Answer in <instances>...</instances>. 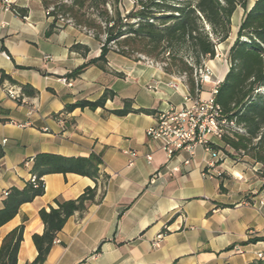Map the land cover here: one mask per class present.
<instances>
[{"label": "crops", "instance_id": "crops-1", "mask_svg": "<svg viewBox=\"0 0 264 264\" xmlns=\"http://www.w3.org/2000/svg\"><path fill=\"white\" fill-rule=\"evenodd\" d=\"M8 3L0 0V76L17 84L8 79L0 83V208L4 193L22 188L30 178L37 153H100V173L108 176L103 187L98 181L96 199L101 191L102 198L66 220L42 264H249L264 253V240L248 241L264 237L260 165L222 157L214 168L220 176L206 178L202 170L211 156L201 146L191 156L182 150L168 159L146 136L158 111L182 104L186 88L169 85L176 76L149 60L110 51L103 69L90 64L68 78L67 73L98 57L100 44L71 23L58 22L46 35L52 18L40 0ZM75 44L81 47L71 49ZM18 84L38 94L24 96ZM7 87L17 99L6 93ZM107 88L115 96L104 108L64 111L76 101L96 100ZM212 88L202 84L198 96L207 98ZM123 99L153 113L117 116L106 111L121 108ZM213 143L221 146L219 140ZM126 152L135 154L131 166ZM42 180L44 193L23 203L0 226V243L10 230L24 226L17 264L31 262L37 254L31 236L43 232L38 210L95 186L75 173H51Z\"/></svg>", "mask_w": 264, "mask_h": 264}, {"label": "trees", "instance_id": "trees-1", "mask_svg": "<svg viewBox=\"0 0 264 264\" xmlns=\"http://www.w3.org/2000/svg\"><path fill=\"white\" fill-rule=\"evenodd\" d=\"M40 1L46 16L52 18L46 35L56 29L58 22L71 23L90 33L100 44L98 57L75 68L66 77L76 78L90 64L103 69L106 56L112 51L134 61L142 58L149 60L167 74L183 76L192 97H197L202 88L199 71H205V61L213 60L217 45L229 37L231 17L236 8L241 7L243 17L226 56L228 69L213 97L228 123L221 142L226 148L259 164L257 174L264 178V0H254L251 5L249 0H133L127 12L121 10L122 0ZM13 10L21 15L18 9ZM80 47L75 44L71 49ZM4 79L17 84L1 74L0 83ZM18 85L24 96L34 97L38 94L29 85ZM114 96L115 93L107 88L96 100L76 101L66 105L64 111L104 108L106 101ZM106 111L117 116L153 113L149 109L134 108L130 99H123L121 108ZM230 122L234 127L230 126ZM212 148L225 150L222 146L212 145ZM225 152L230 156L228 150ZM3 154L0 146V158ZM101 164V154L95 152L87 157L37 153L31 159L30 166V173L35 179L29 178L22 188L11 187L4 193L0 226L12 219L23 203L31 202L44 193V175L75 173L95 182L93 188L86 187L75 199H55V206L38 210L43 232L32 234L37 254L25 264H42L66 220L75 212L82 214L87 204L102 198L103 191L96 199L98 181L103 187L108 176L100 173ZM23 230L21 224L2 238L0 264H17ZM257 240H264V237L248 241ZM249 264H264V257H258Z\"/></svg>", "mask_w": 264, "mask_h": 264}, {"label": "built area", "instance_id": "built-area-1", "mask_svg": "<svg viewBox=\"0 0 264 264\" xmlns=\"http://www.w3.org/2000/svg\"><path fill=\"white\" fill-rule=\"evenodd\" d=\"M1 1L6 6L9 5L8 0ZM204 72L199 71L200 82L208 83V76ZM218 84L219 82L213 85L207 98L192 97L184 84V77L176 76L169 85L174 90L186 88L183 93L182 104L177 107L169 105L166 109L158 111L154 124L146 130L147 138L157 143L168 159L182 150L187 151L191 156L194 153V149L197 146H201L211 156L210 161L207 162L202 170V176L206 178L218 177L221 174L219 171H215L214 168L223 155L221 150H214L212 145H214L213 139L220 140L224 132L223 128L228 126V123L221 115L220 107L215 103L213 97ZM6 93L12 98H18V94L11 87L6 88ZM229 124L233 126L232 122ZM236 129L240 131L239 128ZM126 154L130 156L128 166H131L135 154L134 152H126ZM145 158L147 162H150V155H146ZM188 162V160L183 161L184 164H188ZM34 179L35 176L31 175L30 180ZM258 257H264V253L258 254Z\"/></svg>", "mask_w": 264, "mask_h": 264}, {"label": "rangeland", "instance_id": "rangeland-1", "mask_svg": "<svg viewBox=\"0 0 264 264\" xmlns=\"http://www.w3.org/2000/svg\"><path fill=\"white\" fill-rule=\"evenodd\" d=\"M64 2H69L70 0H63ZM254 0H249V5L252 4ZM133 5V0H122V5H121V10L123 12H127L129 9H131ZM243 13L244 10L241 7H237L235 12L233 13L232 17H231V32L229 34V37L221 43V45H217L216 47V55L214 57L213 60H206L205 61V70H207L205 73V75L208 76V83H202L203 85L208 86H213L214 84H216L217 82H221L222 81V76L224 74V72L227 70L228 68V62L226 59L227 56V52L229 47L231 46V44L233 43V41L235 40L236 37V32H237V28L240 24V21L243 17ZM220 47V48H219ZM264 92V91H263ZM226 127L223 128V133L227 132ZM229 132V131H228ZM219 143L222 147L225 148V150H228V152H230V156L226 154L225 150H221L223 157H227V158H244L246 161L244 163H246L247 165L250 166V164L253 165H257L252 163L246 156H243V154H237L235 152H233L232 150L226 148L223 143L221 142V140H219ZM259 165V164H258Z\"/></svg>", "mask_w": 264, "mask_h": 264}, {"label": "bare ground", "instance_id": "bare-ground-1", "mask_svg": "<svg viewBox=\"0 0 264 264\" xmlns=\"http://www.w3.org/2000/svg\"><path fill=\"white\" fill-rule=\"evenodd\" d=\"M219 45H221V44H219ZM220 48V47H219Z\"/></svg>", "mask_w": 264, "mask_h": 264}]
</instances>
